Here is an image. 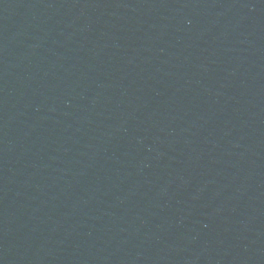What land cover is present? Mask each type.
<instances>
[{"label": "water", "instance_id": "water-1", "mask_svg": "<svg viewBox=\"0 0 264 264\" xmlns=\"http://www.w3.org/2000/svg\"><path fill=\"white\" fill-rule=\"evenodd\" d=\"M0 264H264V0H0Z\"/></svg>", "mask_w": 264, "mask_h": 264}]
</instances>
